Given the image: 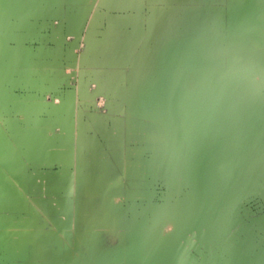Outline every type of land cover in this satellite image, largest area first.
I'll return each mask as SVG.
<instances>
[{"label": "crops", "instance_id": "0c3cea01", "mask_svg": "<svg viewBox=\"0 0 264 264\" xmlns=\"http://www.w3.org/2000/svg\"><path fill=\"white\" fill-rule=\"evenodd\" d=\"M262 7L257 14L250 0H1L0 264H22L15 226L34 221L27 204H37L41 224L46 214L55 224L86 229L87 219L92 227L104 225L106 215L118 214L119 225L123 214L114 213L115 206L120 202L119 209L130 205L135 210L139 200L143 211L149 186L155 207L141 224H158V154L152 153L146 165L127 163L126 172L150 180L137 184L132 174L125 181L132 193H115L124 183L111 178L107 149L118 142L109 138L110 132L122 127L130 130L128 138L159 143L148 136L185 124V107L170 92L176 69L161 66L171 43L193 48L210 91L207 98L225 114L221 122L229 118L237 128H255L250 123L254 113L264 111V0ZM160 73L169 75L166 100L159 94ZM115 82L123 86L121 95H135L132 111L120 108L121 118L111 115V106L102 112L85 99L96 94L97 85L106 99ZM225 82L231 106L225 105ZM165 102L167 115L161 117ZM179 106L182 115H176ZM245 116L246 126L240 124ZM143 153L137 149L134 155ZM170 164L169 171L176 172V161ZM186 170L180 165L184 181ZM175 183L168 185L169 206L187 207L186 198L183 205L177 203L182 189ZM16 186L28 199L25 207H16ZM240 187L232 193L246 189ZM251 187L264 194V176L248 191ZM214 203V230L190 236L185 262L264 264V202L259 211L250 201L247 208L236 201ZM131 219L139 223L137 217Z\"/></svg>", "mask_w": 264, "mask_h": 264}, {"label": "rangeland", "instance_id": "374dc122", "mask_svg": "<svg viewBox=\"0 0 264 264\" xmlns=\"http://www.w3.org/2000/svg\"><path fill=\"white\" fill-rule=\"evenodd\" d=\"M250 2L254 6L255 13H262V0H250ZM183 44L175 46L171 43L170 50L167 46L165 53H162L164 63H161V66L176 69L177 80L170 84V92L171 96L185 107V124L177 125L174 132L161 129L160 134L148 136V138L160 140L159 143L128 138L130 130L122 127L113 129L110 137L108 135L113 142L117 140L116 142L120 141L124 144H112L111 149H107L112 159L111 178L124 183L120 185L121 188L117 187L115 193L121 190L123 195L127 194L125 192H129V195L132 193L131 186L129 188V185L125 184L129 176L134 175L133 181L137 184L140 180L146 181L147 178L150 180V177L136 174L134 171L126 172L127 163L133 166L142 163L146 165L151 163L152 153L158 154L161 161L158 170L160 175L159 212L161 213L159 223L141 224L142 218L150 216L146 211L152 212L155 207L152 205L154 197L149 186L145 188L146 208H143V211L139 200L137 201L139 207L135 210H132L130 205L119 209V205H122L120 202L117 207L115 206L114 213L120 211V215L123 214L119 225L118 214H112L110 217L106 215L105 224L92 226L93 228L90 225L91 219H87L86 229L79 225L76 226L77 231L74 229V224L71 226L55 224L53 219L45 217L46 214L43 215V224H41L37 223V204L32 203L30 206L27 204L28 210L34 213V221H25L26 226H15V234L19 236L17 237L20 243V246L16 247L17 258L22 264H186L185 251L190 236L208 232L207 230L214 228L213 223L217 217L214 202L234 203L236 201L247 208V202L250 201L255 211L261 210L264 194L253 192L252 187L248 191L247 187L259 184L264 176V161L260 163L264 160V111L259 109L254 113L255 121L250 123L254 124L255 128H237L228 121L229 118L225 119L223 124L221 115L225 114L217 111L216 106L207 98L210 91L208 94L206 82L201 77V65L195 55L191 54L193 48ZM187 55L190 62L187 59L185 61ZM159 76L161 77L159 81L160 98L166 100L169 75L160 73ZM131 85L135 90L138 88L133 83ZM224 85L225 105L231 106L230 96H227L229 84L225 82ZM121 87L117 82L112 84L111 91L107 89L108 95L104 99L99 94L102 87L97 85L94 87L96 94H90L85 99L100 108L102 112L105 105L111 106V115L114 118H121L120 108L132 111L135 101V95H129L128 98L121 95ZM139 91L142 92L140 89ZM166 108V102L164 105L161 103L159 116L167 115ZM179 108L176 109V115L183 114V108L181 106ZM240 124L246 126V116L241 119ZM105 140H108L107 137ZM169 142L172 147H169ZM137 149L144 151L142 157L134 155ZM174 160L177 163L176 172L175 168L169 171L171 170L169 169L170 163ZM180 165L188 170H186V181L182 177L184 174L180 171ZM176 173L181 177H174ZM174 180H176V188L181 186L182 189L177 203L183 205L186 198L189 208L184 207L185 205L169 206L167 190L168 185H171ZM179 180L183 185H177ZM18 182L20 185V181ZM185 184L188 186L184 187ZM238 185L246 189L239 193H232ZM127 188H129L128 191ZM189 189L192 192H188ZM136 190L139 191L140 188L137 187ZM13 195L16 207H25L24 202L28 199L20 186H16ZM234 207L237 208L236 205ZM46 212L49 213V211ZM132 217H137L139 223H131ZM189 220L190 223H188ZM203 229L205 231H202ZM171 249L176 250L174 251L176 253Z\"/></svg>", "mask_w": 264, "mask_h": 264}, {"label": "bare ground", "instance_id": "6f19581e", "mask_svg": "<svg viewBox=\"0 0 264 264\" xmlns=\"http://www.w3.org/2000/svg\"><path fill=\"white\" fill-rule=\"evenodd\" d=\"M184 45V44H183ZM190 87V85L189 86H187V91H188V88ZM190 90V89H189ZM208 94H209V90H208ZM247 138V137H246ZM249 138V137H248ZM250 139V138H249ZM249 139H247V140H249ZM264 160H262V161H260V163L261 162H263ZM263 164H264V162H263ZM259 165V164H258ZM219 179V178H218ZM218 181V180H217ZM199 216V215H198ZM200 216H202V215H200ZM196 221V220H195ZM192 222V221H191ZM188 223H190V220L188 221ZM187 224V223H186ZM190 225V224H189ZM196 227V226H195ZM200 228V227H199ZM196 229V228H195ZM202 231H205L204 229L202 230ZM208 231V230H207ZM178 245V244H177ZM175 247H176V245H174ZM181 246V245H180ZM172 247V246H171ZM174 247V248H175ZM178 248V247H177ZM168 250H169V246H168V248H167ZM176 249V248H175ZM172 250V252H174V251H176V250H174V249H171ZM178 250V249H177ZM21 251V250H20ZM171 252V253H172ZM174 253H176V252H174ZM174 253H172V254H174Z\"/></svg>", "mask_w": 264, "mask_h": 264}]
</instances>
